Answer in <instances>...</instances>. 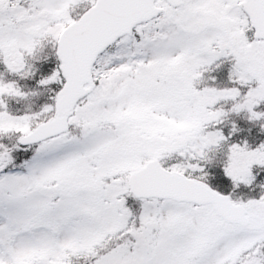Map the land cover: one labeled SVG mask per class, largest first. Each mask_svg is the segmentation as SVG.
<instances>
[{
    "label": "snow or ice",
    "instance_id": "1",
    "mask_svg": "<svg viewBox=\"0 0 264 264\" xmlns=\"http://www.w3.org/2000/svg\"><path fill=\"white\" fill-rule=\"evenodd\" d=\"M0 264H264V0H0Z\"/></svg>",
    "mask_w": 264,
    "mask_h": 264
}]
</instances>
